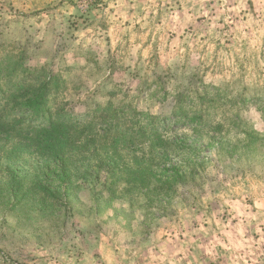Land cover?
I'll return each instance as SVG.
<instances>
[{"label":"rangeland","instance_id":"1","mask_svg":"<svg viewBox=\"0 0 264 264\" xmlns=\"http://www.w3.org/2000/svg\"><path fill=\"white\" fill-rule=\"evenodd\" d=\"M43 2L0 0V96L14 91L7 83L51 80V100L78 118L87 103L122 100L171 124L165 173L204 163L159 204L93 165L90 145L63 172L59 157L22 141L26 128L0 130V264H21L14 242L37 264H264V167L240 165L264 156V46L210 75L189 71L191 52L182 63L171 55L188 33L233 28L235 0H121L119 11L116 0ZM145 34L151 53L140 55ZM176 105L205 126L166 120Z\"/></svg>","mask_w":264,"mask_h":264},{"label":"trees","instance_id":"2","mask_svg":"<svg viewBox=\"0 0 264 264\" xmlns=\"http://www.w3.org/2000/svg\"><path fill=\"white\" fill-rule=\"evenodd\" d=\"M3 70L0 69V75ZM51 82L7 83L9 88L15 89L0 96V130H15V125L17 130L26 128V132L19 136L23 137L22 141H29L37 149L59 157L63 172L69 164L66 159L74 148L92 147L96 154V164L93 165L103 166L111 172L112 181L117 175L122 176L126 187L123 190L136 189L143 195H151L152 201L170 204L167 200L176 192V185L188 180L186 174H194V169L203 168L204 160H201L193 162L190 168L182 170L177 166L165 173L166 169H162L159 162L168 157L170 141L166 136L171 124L166 121L164 125L159 124L157 114L133 109L130 103L122 100L116 104L108 100L105 104L87 103V111L78 118L60 106L61 100H51L54 91ZM55 85L59 87V84ZM179 109L181 107L176 105L173 111L162 115L166 120L174 116L172 124L175 125L190 122L194 129L205 126L202 114L190 115ZM9 110L13 111L11 117L7 115ZM177 111L182 112V117ZM143 146L147 147L146 152L139 150V154H133L128 162L119 165L126 156L125 151ZM60 177L68 179L70 174H61Z\"/></svg>","mask_w":264,"mask_h":264},{"label":"clouds","instance_id":"3","mask_svg":"<svg viewBox=\"0 0 264 264\" xmlns=\"http://www.w3.org/2000/svg\"><path fill=\"white\" fill-rule=\"evenodd\" d=\"M57 0H44L41 7L47 4H55ZM109 7L119 9L123 7L121 0H116L115 3L109 5ZM129 7H142L141 5H129ZM239 9L237 13V19L231 21L234 27L229 29L223 34H217L213 31L208 33H188L184 37L183 45L177 52L175 48L171 50V55L174 59L179 62H183L186 53L191 52L195 58L194 67L190 68L189 71H197L201 75H210L213 69L217 66H223L225 63L233 64L239 63L237 57L241 59L246 57L248 53V46L253 42L258 41L264 46V0H235L233 9ZM205 14V13H199ZM120 16L127 19L126 16L121 12ZM115 18V14H113ZM139 22V21H136ZM201 36L205 37L201 39ZM155 39V33H153V40ZM145 37L141 39L139 45H135L136 50L140 55L151 53V42L145 43ZM219 41V43H217ZM227 41V42H226ZM79 42V41H77ZM163 47V45H162ZM147 56H145V60ZM130 61L125 60V63ZM42 63H44L42 61ZM247 68L248 65H245ZM262 70H264V62L261 64ZM235 71L236 69H232ZM259 164L264 167V156L260 159L255 157L245 158L240 162L241 166H255ZM15 247L21 250L19 257L21 264H37V261L32 260L30 257L34 255L29 248L18 242H14Z\"/></svg>","mask_w":264,"mask_h":264}]
</instances>
